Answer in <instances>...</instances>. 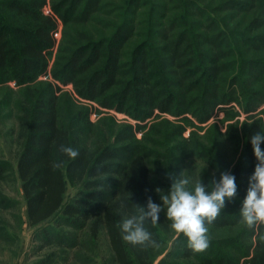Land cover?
<instances>
[{
    "label": "trees",
    "instance_id": "obj_1",
    "mask_svg": "<svg viewBox=\"0 0 264 264\" xmlns=\"http://www.w3.org/2000/svg\"><path fill=\"white\" fill-rule=\"evenodd\" d=\"M140 2L143 1L49 0L52 14H44L41 8L46 0H0V82L14 80L17 85H27L17 102L21 141L16 151L15 172L28 224L41 226L36 237L45 243L51 242L52 237L55 242L69 246L82 241L74 243V237L59 236L54 229L57 225L68 226L70 233L85 230L84 235L93 238L103 227L116 264H152L165 234L172 232L165 210L159 213L157 224L146 223L158 248L124 241L117 227L136 213L138 205L146 208L149 198L163 205L164 194L160 190L166 186L162 179L167 172L161 163L163 171H153L148 151L141 146L145 137L137 139L130 125L120 129L101 128L87 119L84 109L73 114V125L60 121L57 88L49 82L35 81L38 75L47 72L48 57L55 43L56 19L62 23V38L51 68L53 78L64 83L71 81L80 96L123 110L137 120L147 118L153 109L173 115L188 109L203 122L218 105L232 100L251 115L264 100V91L256 90L255 86L247 91L238 84L245 79L264 80V60L246 58L243 54L234 59L236 47L230 37L233 31L219 25L214 11L189 1L198 30L175 29L181 22L174 26L172 21L177 17L173 16L170 29L158 31L151 26L147 35L142 32ZM215 10L233 16L250 12L251 32L264 25V0H222ZM188 13L192 16L189 10ZM112 15L119 20L113 21ZM155 15L163 16L160 12ZM203 20L207 21L204 28ZM234 34L247 48L264 45V34ZM233 61L236 69L239 64L243 67V79L237 73L228 76L227 68ZM165 67L175 71L177 80H183L184 95L176 96L166 84L173 79L163 72ZM200 83L205 92L202 96L196 100L186 96ZM262 131L264 127L258 119L244 126L243 151L229 170L236 178L237 195L226 201L217 220L208 225L209 231L228 232V235L210 239L205 251L194 253L187 247V238L180 234L172 241V249L156 264H236L240 257L241 264H264V241L257 230L241 222L239 213L249 177L258 163L251 137ZM61 146L78 150L79 156L70 159L60 151ZM261 148L264 150V143ZM188 151L196 153V157L207 152L196 143ZM58 162L62 165L54 167ZM7 165L0 160V180ZM153 172L161 178H153ZM204 179L202 176L200 181L207 182ZM69 186L77 188L76 195L66 199ZM234 231H239L236 238L244 235L256 240L250 256L245 257L249 247L240 249L231 237ZM234 244L240 250L237 259L221 249V246L235 247Z\"/></svg>",
    "mask_w": 264,
    "mask_h": 264
},
{
    "label": "rangeland",
    "instance_id": "obj_2",
    "mask_svg": "<svg viewBox=\"0 0 264 264\" xmlns=\"http://www.w3.org/2000/svg\"><path fill=\"white\" fill-rule=\"evenodd\" d=\"M119 3L120 0H114ZM140 2V12L142 17V32L149 35L147 28L153 27L154 30L167 31L170 29V18L176 16L175 23L180 21L178 28H188L198 30V21L191 14L192 6L189 1H194L198 5L205 6L210 12L214 11L215 16L219 19V25L227 29L230 37L233 39L236 50L233 52L234 59L243 54L244 57L260 58L264 60V45H256L255 48L245 47L234 32H242L252 35L264 34V25L256 27L252 32L249 31L250 12H241L233 16L227 11L216 12L217 3L222 0H142ZM44 14H52L49 0L41 8ZM188 10L192 16L189 15ZM212 10V11H211ZM259 13V9H255ZM163 16L155 15L156 13ZM256 16V15H255ZM117 22L119 19L112 15L110 17ZM56 30L53 32L55 39L51 55L48 57L47 72L38 75L37 82H49L54 88H57L55 95L58 99V114L61 122L67 126L73 125V114L80 110L87 112V119L103 128L120 129L123 126L130 125L134 128V136L142 141L143 150H147L148 158L151 161L153 171L162 170L160 165L164 164L167 173L162 182L166 184L160 192L164 195L168 192L174 179L186 176L190 179V187L194 188L195 184L205 176L207 182L203 183L208 186L213 181H218L221 173L229 172L230 168L237 162L243 151L244 144V126L253 120H260L264 127V100L260 102L256 110L246 113L242 105L236 100H232L225 105H218L211 115L203 122L188 110L173 115L168 112H160L153 109L150 115L140 121L133 118L123 110L111 106L100 105L77 94L71 81L66 83L53 78L51 74L52 64L56 54V49L62 38V23L56 19ZM152 20V21H151ZM152 22V23H150ZM207 21L201 22V27ZM152 24V25H151ZM97 30H103L92 24ZM141 30V29H140ZM173 30V29H172ZM169 30L168 32L172 31ZM201 30V29H200ZM247 48V49H245ZM236 69V62L230 64L227 68L229 75L238 74L243 79V67ZM164 73L170 77L169 82L171 90L176 96H181L183 80H177V74L174 70L165 67ZM226 70V71H227ZM232 70V71H230ZM222 73L224 76L225 72ZM203 81V80H202ZM247 91L252 90L250 86H255L256 90L264 91V80L253 82L252 80H239ZM27 85H17L14 80L0 82V160L7 162L5 176L0 180V264H116L108 246L104 228L100 227L98 235L93 238L86 236L85 230H72L66 225H57L55 230L59 236L72 238L76 245L69 246L67 243H57L52 237L51 242L45 243L40 237H36V232L41 226H30L25 214V201L22 196L20 181L15 172L16 151L21 141V122L20 111L17 108V102L23 94ZM202 83L198 84L192 91L189 98L197 99L202 96ZM241 88V87H240ZM207 94V93H206ZM185 97V100L189 99ZM184 101V99H182ZM223 107V109H221ZM227 114H225V111ZM74 112V113H73ZM137 126H140L139 128ZM181 129L180 134L178 130ZM201 144L207 151L203 157H196V153L191 154L188 149L194 144ZM187 147V148H186ZM153 172V178L160 179L159 175ZM159 173V172H158ZM77 188L69 186L66 199L73 198L76 195ZM211 191V188H208ZM240 231V230H239ZM239 231H234V235L239 248H248L245 254L250 256L256 240L254 237L249 239L244 235H239ZM220 231H209V238L217 240L228 235V232L218 233ZM182 233L172 232L165 234L166 238L161 242L160 252L155 256L153 263L163 257L172 248V241ZM242 234V233H241ZM78 235V237H77ZM221 235V236H219ZM236 235V236H235ZM77 238H76V237ZM76 239V240H75ZM249 244H251L249 246ZM264 245V244H262ZM231 246H221L223 252L230 256L238 258V250ZM243 258H238L236 264H241Z\"/></svg>",
    "mask_w": 264,
    "mask_h": 264
},
{
    "label": "clouds",
    "instance_id": "obj_3",
    "mask_svg": "<svg viewBox=\"0 0 264 264\" xmlns=\"http://www.w3.org/2000/svg\"><path fill=\"white\" fill-rule=\"evenodd\" d=\"M264 131L251 137V145L258 163L254 173L249 177L247 193L240 209L241 222L248 228L260 233V240L264 241ZM60 151L75 160L79 156L78 150L70 146H61ZM62 162L55 163L60 167ZM190 179L183 176L174 179L170 190L161 196L163 205L154 203L151 198L146 208L139 206L135 214L125 218L117 224L122 233V239L132 245L158 248L159 244L152 238V233L146 227L147 222L158 223L159 213L166 211V218L171 221L170 227L176 233H182L187 238V247L194 253H201L210 246L208 225L213 224L226 201L236 197L238 186L236 178L229 172H223L218 181L206 186L198 181L194 188L190 187ZM211 191H208V188ZM159 191V189H157Z\"/></svg>",
    "mask_w": 264,
    "mask_h": 264
}]
</instances>
